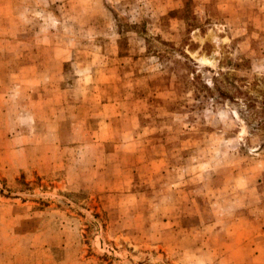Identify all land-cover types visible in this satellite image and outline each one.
<instances>
[{"label": "rangeland", "instance_id": "obj_1", "mask_svg": "<svg viewBox=\"0 0 264 264\" xmlns=\"http://www.w3.org/2000/svg\"><path fill=\"white\" fill-rule=\"evenodd\" d=\"M0 264H264V0H0Z\"/></svg>", "mask_w": 264, "mask_h": 264}]
</instances>
